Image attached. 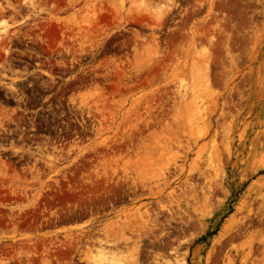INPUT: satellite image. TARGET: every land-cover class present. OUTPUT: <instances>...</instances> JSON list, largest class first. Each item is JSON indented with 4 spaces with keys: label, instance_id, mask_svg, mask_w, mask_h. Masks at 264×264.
<instances>
[{
    "label": "rangeland",
    "instance_id": "374dc122",
    "mask_svg": "<svg viewBox=\"0 0 264 264\" xmlns=\"http://www.w3.org/2000/svg\"><path fill=\"white\" fill-rule=\"evenodd\" d=\"M119 84V114L82 101ZM58 116L93 130L129 117L128 139L93 146L139 161L77 189L82 207L107 203L119 237L81 213L70 238L47 242L48 264H264V0H0V149H24ZM36 244L24 237L0 264H35Z\"/></svg>",
    "mask_w": 264,
    "mask_h": 264
},
{
    "label": "crops",
    "instance_id": "0c3cea01",
    "mask_svg": "<svg viewBox=\"0 0 264 264\" xmlns=\"http://www.w3.org/2000/svg\"><path fill=\"white\" fill-rule=\"evenodd\" d=\"M119 85L120 92L112 91L117 93V96L111 97V100H99L101 95L98 91L94 96V91L87 89L83 93L85 98L82 101L115 109L116 114H119V110L125 107V97L129 95L124 86ZM73 102L69 100L67 105ZM51 105L55 110L63 108L60 101ZM128 106L127 114L132 111L133 102L130 101ZM116 117H107L103 128L93 130L90 125L76 128L69 120L58 116L53 126L39 128L41 133L39 131L38 134H27L24 149H0V238H8L7 241L3 240L5 244L0 245V258L3 253L8 252L6 248H10L13 253L25 252L24 237H35L37 244L26 247V252L39 253L35 264H48L44 256L40 255L46 252V248L51 247L47 242H52L51 236L59 231L63 232V237L70 238V229L78 226L77 219L81 213H84V216L79 215L83 223L88 224L93 220L100 223L105 221L100 227L106 223L107 236L119 237V227L115 222H107L110 219L108 211H98L99 208L107 206V203L100 206L97 202H91L90 205L82 207L83 203H87L86 199L77 196L78 188L91 185L92 181L85 179L94 170L98 172L105 167L112 170L120 166L119 169L136 171L138 150L100 149L93 146L95 141L101 143L107 142L108 139L126 140L124 138L128 139V136L134 134L132 130L135 128V121L129 122V117L124 116L116 122ZM82 122L78 120L79 124H85ZM116 124L119 125L117 129L121 131L110 132ZM33 129L35 131V128ZM152 137L155 140L156 136ZM142 138L144 143L148 144L149 134L142 135ZM78 206L80 207L77 209ZM34 207L35 210L31 211ZM24 217L28 219L24 220ZM48 220H53L52 226L46 223ZM55 247L54 245L53 249H56ZM75 249L76 246L72 244L61 248L72 252L76 251ZM91 253L96 258V253ZM60 258V255L57 256L59 262ZM31 263L34 264L33 261Z\"/></svg>",
    "mask_w": 264,
    "mask_h": 264
}]
</instances>
